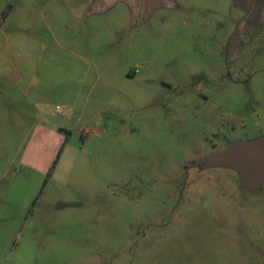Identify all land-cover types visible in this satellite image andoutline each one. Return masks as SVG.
I'll use <instances>...</instances> for the list:
<instances>
[{
	"label": "rangeland",
	"instance_id": "obj_1",
	"mask_svg": "<svg viewBox=\"0 0 264 264\" xmlns=\"http://www.w3.org/2000/svg\"><path fill=\"white\" fill-rule=\"evenodd\" d=\"M16 2L36 12L24 79L0 85V264H264V181L191 165L264 135V36L228 62L221 9L174 30L121 5L96 23L46 13L63 0L0 6Z\"/></svg>",
	"mask_w": 264,
	"mask_h": 264
},
{
	"label": "crops",
	"instance_id": "obj_2",
	"mask_svg": "<svg viewBox=\"0 0 264 264\" xmlns=\"http://www.w3.org/2000/svg\"><path fill=\"white\" fill-rule=\"evenodd\" d=\"M62 5V9L46 13L51 16L68 15L73 17L75 12H80V20L94 19L96 23L109 12H114L117 5H121L130 15V23H149L162 15L161 21L164 18L167 19L166 26H172L174 30L178 28L175 26L179 23L178 15L182 16L199 8L203 9L199 13L206 10L210 14H216L221 9L238 18L234 28L236 34L227 39L229 57L244 56L251 44L259 37L264 36V0H63ZM7 8L9 9L8 13L0 22V85L9 81L8 77L11 73L15 76L18 75L21 80L23 78L17 67L22 61L16 55L17 48L23 44L19 34L25 28V15H30L28 22L29 25H32L36 12V9L27 8L20 2H16V5H1L0 17ZM183 23L193 24L192 21L186 20H183ZM206 23L207 21H200L198 25L203 28ZM71 78L75 79L74 73ZM76 92L74 90L72 94ZM57 136L62 137L59 132H57ZM48 139H50L48 142L54 144L55 140L51 137ZM58 151V147L55 146L53 155ZM33 168L38 171L35 166ZM38 173L41 172L38 171Z\"/></svg>",
	"mask_w": 264,
	"mask_h": 264
},
{
	"label": "water",
	"instance_id": "obj_3",
	"mask_svg": "<svg viewBox=\"0 0 264 264\" xmlns=\"http://www.w3.org/2000/svg\"><path fill=\"white\" fill-rule=\"evenodd\" d=\"M192 166L232 170L245 192L254 191L264 181V135L252 141L233 142L222 151L198 159Z\"/></svg>",
	"mask_w": 264,
	"mask_h": 264
},
{
	"label": "flooded vegetation",
	"instance_id": "obj_4",
	"mask_svg": "<svg viewBox=\"0 0 264 264\" xmlns=\"http://www.w3.org/2000/svg\"><path fill=\"white\" fill-rule=\"evenodd\" d=\"M242 58V56H236V57H228V62H232V61H237V60H239V59H241ZM211 154L212 153H216V152H218V150L216 149V147L215 146H211V148L208 150ZM210 155V154H209ZM195 161L196 160H194L193 162H192V164L191 165H193L194 163H195ZM200 167H202V166H200ZM203 169H207V168H204L203 167Z\"/></svg>",
	"mask_w": 264,
	"mask_h": 264
},
{
	"label": "trees",
	"instance_id": "obj_5",
	"mask_svg": "<svg viewBox=\"0 0 264 264\" xmlns=\"http://www.w3.org/2000/svg\"><path fill=\"white\" fill-rule=\"evenodd\" d=\"M7 13H8V10L4 11V12L1 14L0 22L6 17ZM58 157H59V154L56 156V158H58ZM55 163H56V160H55L54 163H53V166H52V168H51V171H52V169H53ZM48 177H50V172H48V174L46 175V179H45V181H44V184L46 183V180H47ZM43 187H44V185H43Z\"/></svg>",
	"mask_w": 264,
	"mask_h": 264
}]
</instances>
